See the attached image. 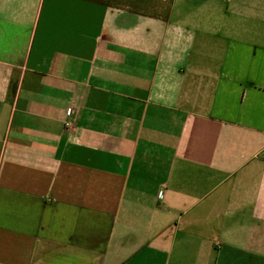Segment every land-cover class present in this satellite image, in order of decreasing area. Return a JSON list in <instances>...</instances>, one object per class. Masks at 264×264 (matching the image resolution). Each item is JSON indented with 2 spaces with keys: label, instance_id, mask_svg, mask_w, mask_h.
Here are the masks:
<instances>
[{
  "label": "crops",
  "instance_id": "crops-1",
  "mask_svg": "<svg viewBox=\"0 0 264 264\" xmlns=\"http://www.w3.org/2000/svg\"><path fill=\"white\" fill-rule=\"evenodd\" d=\"M0 264H264V0H0Z\"/></svg>",
  "mask_w": 264,
  "mask_h": 264
}]
</instances>
